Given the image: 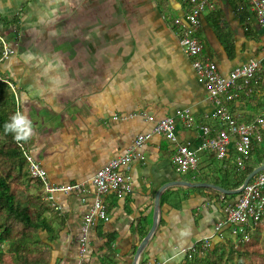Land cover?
<instances>
[{
  "label": "crops",
  "instance_id": "1",
  "mask_svg": "<svg viewBox=\"0 0 264 264\" xmlns=\"http://www.w3.org/2000/svg\"><path fill=\"white\" fill-rule=\"evenodd\" d=\"M197 1L0 0V34L13 37L9 45L15 48L1 70L16 85L20 110L33 121L27 151L49 182L86 188L79 195L53 194L57 235L48 240L40 231L48 264H132L138 248L135 264H202L217 244L244 242L245 233L249 245L259 243L253 232L264 229V212L247 232L238 227L233 233L230 224L218 227L238 195L196 184L222 186L219 178L227 166L240 159L244 168L251 158L243 159L233 144L223 157L200 148L207 137L201 125L211 126L208 135H213L226 124L179 44L183 16ZM213 1L197 29L203 55L223 75L261 59L264 26L254 13L242 0ZM15 18L19 30L11 24ZM244 89L235 88L224 110L250 122L264 106V60L251 91ZM179 110L187 111L194 124L186 125ZM148 115L175 118L179 142L196 153V168L178 169L175 145L152 133ZM144 133L150 137L140 148L143 158L133 159L127 172L132 190L102 195L107 219L97 217L90 224L81 254L80 227L96 198L92 175ZM205 238L209 246L203 253L187 250Z\"/></svg>",
  "mask_w": 264,
  "mask_h": 264
},
{
  "label": "built area",
  "instance_id": "2",
  "mask_svg": "<svg viewBox=\"0 0 264 264\" xmlns=\"http://www.w3.org/2000/svg\"><path fill=\"white\" fill-rule=\"evenodd\" d=\"M244 4L254 13L256 20L264 26V0H242ZM242 3V4H243ZM213 0H198L190 10L183 16L184 24L179 35V44L184 53L192 58V66L203 82L206 97L218 107L220 119L226 127H220L216 134L208 135L213 131L211 126L201 125V133L206 135V140L201 143V149H208L215 153L217 157L226 155L228 148L233 144L234 149L243 158L249 157L253 148V142L263 141L264 130V106L260 115L253 121H238L232 113L224 110V101L233 100L236 93L235 88L241 86L245 93L251 91V80L260 67V61L264 60V53L261 59H252L242 64L234 66L226 75L221 74L215 62L203 55L204 45L197 36V29L200 26V15L205 8H212ZM176 23L181 24L180 20ZM14 52L13 47L3 41V52L0 61L7 58ZM0 80L12 83L8 78L1 75ZM12 85V84H11ZM177 116L185 121L186 125H193V119L187 111H177ZM147 118L154 121L152 133L160 134L175 145L173 160L179 170L196 168L198 158L194 150L188 145L180 143L176 133L175 118L171 116L154 119L152 115ZM150 137V133L137 134L133 139L132 146L124 153L109 159L99 167L91 177L96 198L89 212L85 215L80 227L79 248L81 254L84 252L87 231L95 218L107 219L106 205L102 200V195L113 191L116 193H126L132 190L130 175L127 173L133 159H141L140 148ZM21 147L28 165L31 176L43 184V198L52 200L55 192H65L83 194L86 188L82 183L54 184L49 182L46 170L39 162L28 153L23 142L17 143ZM241 167L242 160L237 161ZM264 212V172L255 174L245 185L242 192L227 207L226 215L222 221L217 223L218 227L223 225H233V233L238 227L251 229L261 222V215ZM245 233L244 238H246ZM208 238L203 239L196 245H192L187 250L189 252H199L208 248ZM77 264H82L81 262Z\"/></svg>",
  "mask_w": 264,
  "mask_h": 264
},
{
  "label": "trees",
  "instance_id": "3",
  "mask_svg": "<svg viewBox=\"0 0 264 264\" xmlns=\"http://www.w3.org/2000/svg\"><path fill=\"white\" fill-rule=\"evenodd\" d=\"M11 24L19 30L18 19H13ZM3 36L0 34V57L3 41L9 44L14 40ZM4 61H0V70ZM1 75L12 85L0 80V264H48L49 252L44 247L40 231L48 233V240L55 238L58 229L53 223L58 212L53 210L52 200L43 198V184L31 176L21 147L12 135L4 134V123L20 110V104L16 85L2 70ZM263 142L264 133L262 142H253L251 158L245 161L244 168L235 163L226 167L219 178L223 187H237L255 166L264 163ZM23 144L27 150L25 142ZM236 243L217 244L206 254L202 264H256L253 256H260L258 258L264 264V246L263 251L256 252L249 251L247 247L238 248ZM238 245L242 246L243 241Z\"/></svg>",
  "mask_w": 264,
  "mask_h": 264
},
{
  "label": "clouds",
  "instance_id": "4",
  "mask_svg": "<svg viewBox=\"0 0 264 264\" xmlns=\"http://www.w3.org/2000/svg\"><path fill=\"white\" fill-rule=\"evenodd\" d=\"M3 131L5 135H12L17 143L26 142L34 133L33 121L25 111L18 109L4 123Z\"/></svg>",
  "mask_w": 264,
  "mask_h": 264
},
{
  "label": "water",
  "instance_id": "5",
  "mask_svg": "<svg viewBox=\"0 0 264 264\" xmlns=\"http://www.w3.org/2000/svg\"><path fill=\"white\" fill-rule=\"evenodd\" d=\"M264 170V163H261L257 166H255L242 180L241 184L238 185L235 188H225L222 187L220 185L214 184V183H207V182H200V183H196V184H202V185H206V186H210L214 189H216L219 193L222 194H226V195H237L239 193L242 192V190L244 189L245 185L249 182V180L258 172L263 171ZM185 184H188L187 182H184ZM162 187H160L159 190H161ZM156 205H158V201L155 200ZM154 225V224H153ZM138 252H139V248L136 250L135 254H134V260L132 261V264H135V259L138 256Z\"/></svg>",
  "mask_w": 264,
  "mask_h": 264
},
{
  "label": "rangeland",
  "instance_id": "6",
  "mask_svg": "<svg viewBox=\"0 0 264 264\" xmlns=\"http://www.w3.org/2000/svg\"><path fill=\"white\" fill-rule=\"evenodd\" d=\"M117 1H120V0H117ZM116 2V0H115ZM124 5H127L126 2H123ZM127 7V6H126ZM15 49V48H14ZM259 111V108L258 110ZM262 145L264 146V142L262 143ZM251 155V154H250ZM254 235H253V238L255 239L256 238V241L259 242V243H256L254 244L253 246L252 245H249L248 244V241L247 239L244 240L243 242V245L242 246H239V242L236 243V246L238 248H245L247 247L249 251H256V252H260V251H263V246H264V229L260 230V231H257V232H253ZM237 237H240V235L238 234ZM262 244V245H261ZM260 257V256H258ZM257 256H253V259L255 260L254 262H256V264H261V260L258 258Z\"/></svg>",
  "mask_w": 264,
  "mask_h": 264
}]
</instances>
